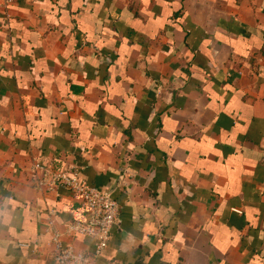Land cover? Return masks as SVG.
<instances>
[{"label":"crops","instance_id":"crops-1","mask_svg":"<svg viewBox=\"0 0 264 264\" xmlns=\"http://www.w3.org/2000/svg\"><path fill=\"white\" fill-rule=\"evenodd\" d=\"M74 168L120 210L108 246L68 232ZM264 264V0L0 6V264Z\"/></svg>","mask_w":264,"mask_h":264},{"label":"built area","instance_id":"built-area-1","mask_svg":"<svg viewBox=\"0 0 264 264\" xmlns=\"http://www.w3.org/2000/svg\"><path fill=\"white\" fill-rule=\"evenodd\" d=\"M15 0H0V6L8 8ZM43 172L39 188L49 191L65 189L81 199V206L88 212L85 222L72 224L68 232L78 233L95 241L94 256H98L107 248L112 230L117 223L119 204L108 188L93 187L79 180L74 168L54 171L52 168L41 169ZM52 242L56 248V264H92L91 257L77 253L65 245L62 235L52 231Z\"/></svg>","mask_w":264,"mask_h":264}]
</instances>
